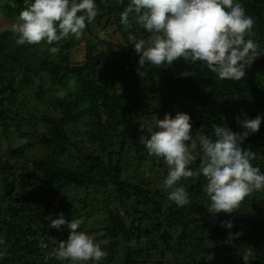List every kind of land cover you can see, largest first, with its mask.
<instances>
[{"label": "trees", "instance_id": "1", "mask_svg": "<svg viewBox=\"0 0 264 264\" xmlns=\"http://www.w3.org/2000/svg\"><path fill=\"white\" fill-rule=\"evenodd\" d=\"M127 2L96 0L98 14L78 39L7 45L9 36H0V264H68L54 250L70 230L49 228L45 219L60 213L66 222L82 219L77 231L108 248L100 264H264V220L240 208L249 196L264 198V190L232 214L213 217L203 177H190L182 183L191 204L166 206V165L149 157L139 140L140 124L152 115L171 116L176 102L188 108L190 135H211L213 124L239 133L238 121L259 115V130L241 148L257 154L253 165L264 172V56L240 81L218 80L180 59L140 68L129 35L149 34L134 22L121 25ZM240 2L255 21L252 38L264 47V0ZM25 7L24 0H0V15L13 24ZM107 28L120 39L111 40ZM77 45L84 51L80 62L71 56ZM50 47L60 51L51 54ZM143 164L157 170L154 190L141 181ZM224 220L233 227H221Z\"/></svg>", "mask_w": 264, "mask_h": 264}, {"label": "clouds", "instance_id": "2", "mask_svg": "<svg viewBox=\"0 0 264 264\" xmlns=\"http://www.w3.org/2000/svg\"><path fill=\"white\" fill-rule=\"evenodd\" d=\"M24 3L26 7L11 25L17 45L41 41L51 45L70 35L78 39L86 24L92 23L98 14L96 0H24ZM131 22L149 34L147 39L129 35L140 68L146 64L157 68L169 66L180 59L199 64L218 80L240 81L246 68L264 56V47L252 38L255 21L246 14L240 0H128L120 13V23L127 29ZM48 51L57 54L60 49L50 47ZM261 120L258 115L238 121L242 129L239 133L225 125L213 124L211 135L199 131L190 135V117L180 112L174 117L165 113L163 119L152 115L150 121L140 124L144 134L139 140L147 155L163 161L167 168L161 184L162 191L167 193L166 206L183 208L191 204L182 183L190 177H203L207 210L213 217L232 214L251 193L264 190V172L253 165L257 154L241 148L244 140L259 130ZM197 159L199 167L193 170L191 165ZM45 219L49 228L59 230L66 224L70 230L54 250L58 261L100 264L107 258L108 253L92 236L77 231L82 219L66 222L62 213L55 219L51 216ZM221 227L231 229L233 224L224 220ZM2 244L4 241L0 239ZM3 256L0 251V260Z\"/></svg>", "mask_w": 264, "mask_h": 264}, {"label": "rangeland", "instance_id": "3", "mask_svg": "<svg viewBox=\"0 0 264 264\" xmlns=\"http://www.w3.org/2000/svg\"><path fill=\"white\" fill-rule=\"evenodd\" d=\"M113 2L116 4V5H120V0H113ZM114 16H118L117 14L116 15H113L112 17H114ZM0 17H1V15H0ZM105 19V18H104ZM103 22L104 21H102L98 26H97V28L99 29V31H100V29L102 28V26H103ZM10 23V22H9ZM8 23V21H6V20H3V17H1L0 18V36L3 34H6V38L9 36V38H8V41H7V45L9 44V45H13V43L15 42V35H14V33L11 31V25H12V23L11 24H9ZM103 30H101L100 31V36L101 37H103V35H104V31L102 32ZM106 32L109 34L108 36H109V38L111 39V40H115V39H120L119 38V35L117 34L118 32L116 31V29H114V28H110V29H108L107 28V30H106ZM113 32H116V33H113ZM8 35V36H7ZM83 53H84V51H83V49H81V47L80 46H75L74 47V49L71 51V56H72V58L74 59V60H76L77 62H80L81 61V59L83 58ZM133 54H136L135 52H134V50H133V52H132ZM137 55V54H136ZM258 74H260V73H258ZM48 82H47V80L46 79H44L43 81H42V86H43V88L46 86V84H47ZM184 110L185 111H183L182 110V108H181V106H180V104H179V102H176V105H174V107H172V112H171V117H174L175 115H176V113L177 112H180V113H185L186 112V114H187V112H188V108H184ZM192 126H193V124H192ZM263 140H262V145L264 146V137L262 138ZM243 146H245V145H243ZM1 161H3V159H1ZM151 168H152V166L151 165H149V164H143L141 167H140V172H143V177H141L142 179H141V181H144V182H150V183H152V190H154V188H155V186H157V183L156 182H154L153 180L155 179V177H156V168L154 169V170H151ZM158 170H160V169H158ZM128 175H129V177H137V178H139V175H138V173H135V174H133L132 172H128ZM155 183V184H154ZM204 183H205V181H204ZM203 183V184H204ZM257 192H262V190H258ZM73 193V192H72ZM71 193V194H72ZM80 195H79V193H76L75 194V198H77V197H79ZM248 200H249V203H246L245 202V205H244V207H240L242 210H244L245 209V211L247 212V213H249V214H251L256 220H260V221H262V220H264V198H260L259 200L257 199L256 200V197L254 196V195H252V196H249L248 197ZM252 201H254V202H252ZM120 214H121V212H120ZM207 247V248H206ZM205 248H206V250H211V247H210V244L209 245H207ZM103 250H105V251H107L108 250V248H102ZM209 254L210 255H208V259H211V257H212V254H213V252H209ZM210 261V260H209ZM210 263V262H209Z\"/></svg>", "mask_w": 264, "mask_h": 264}]
</instances>
